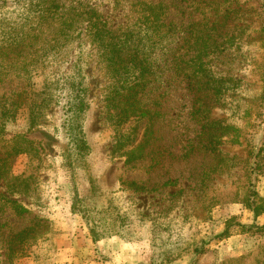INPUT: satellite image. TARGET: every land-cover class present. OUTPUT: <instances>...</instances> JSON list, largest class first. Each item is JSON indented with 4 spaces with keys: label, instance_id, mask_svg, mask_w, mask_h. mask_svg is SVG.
I'll return each instance as SVG.
<instances>
[{
    "label": "rangeland",
    "instance_id": "rangeland-1",
    "mask_svg": "<svg viewBox=\"0 0 264 264\" xmlns=\"http://www.w3.org/2000/svg\"><path fill=\"white\" fill-rule=\"evenodd\" d=\"M60 1L63 10L71 2L97 5L114 26L136 19L116 0ZM171 3L173 37L146 49L157 74L150 103L159 110L161 98L165 114L155 115L158 131L147 156L130 164L120 154L124 149H115L105 98L112 81L85 25L49 52L33 40L39 51L31 52L36 45L26 34L41 21L39 0H0V52L19 44L31 56L0 60V151L8 145L17 152L8 171L24 179L1 182L0 192L28 210L0 206V264H264V214L255 217L241 201L251 182L264 196V174L248 171L252 152L264 146V0ZM215 11L230 16L210 64L216 76L229 77L213 110L226 135L220 158L189 146L201 122L195 91L186 88L178 66L196 52L189 41ZM75 80L86 100L67 133L65 93L67 81ZM79 134L82 153L72 141ZM169 178L177 180L149 192L131 183L160 185ZM34 223V240L10 256L5 239Z\"/></svg>",
    "mask_w": 264,
    "mask_h": 264
},
{
    "label": "trees",
    "instance_id": "trees-1",
    "mask_svg": "<svg viewBox=\"0 0 264 264\" xmlns=\"http://www.w3.org/2000/svg\"><path fill=\"white\" fill-rule=\"evenodd\" d=\"M173 0H116L118 6H128L135 16V22L132 24L122 23L114 26L102 18V13L98 11L97 5H91L88 2H71L63 8L60 0H39V16L41 21L36 27L26 34V39L35 46L36 39L42 40L43 53L49 52L56 44L63 40H68L73 31L85 25L93 41L98 47L99 57L101 58L106 73L109 75L112 83L107 87L105 95L107 106L110 108V117L115 123V132L117 134V143L115 149L122 148L120 152L126 158V162L132 164L147 156L153 134H155V123L159 117L163 116L161 98L158 100V109L151 106L150 82L156 74L152 70L153 64L148 58L146 49L148 46L157 45L164 47L169 38L173 37ZM212 12V11H211ZM229 14V13H228ZM215 11L208 16L206 24H209L205 30L196 32L192 43L196 52L193 55L185 54L180 59L179 69L187 79L186 88L195 91V110L194 113L200 119V133L189 143L191 150L195 151L202 148L205 152L212 154L214 158H220V146L226 141L225 134H221V121L215 118L213 110L221 105V100L226 93L223 83L229 79L228 76H216L210 66L212 57L215 53L214 45L219 32L224 29L223 26L229 24L230 16ZM36 40V41H33ZM41 44V42H39ZM173 52V47H167ZM26 46L16 45L5 53L0 52V60L7 61L17 56H23L27 59L31 57L24 53ZM164 50V49H162ZM166 50V49H165ZM31 52L39 51L36 49ZM167 51V50H166ZM173 69V66H170ZM27 70V68H26ZM164 72H162L163 74ZM173 79L172 75L167 78V82ZM69 84L66 91L65 121L64 128L68 130L75 127L76 121L85 104L86 90L81 88V81H67ZM162 97V94H159ZM264 104V88L261 95ZM33 113V111H29ZM193 113V112H192ZM141 124L144 126L141 128ZM22 142L28 143L27 138L19 137ZM76 143L75 150L82 153L85 148V142L81 135L72 138ZM264 143V142H263ZM261 144L256 152H252L254 159L252 165L248 167L250 174H264V146ZM5 151H0V184H6L9 181L18 182L23 177L13 175L9 170L12 166L11 160L17 152L6 145ZM9 162L10 164H8ZM220 162V161H219ZM160 163V160H157ZM156 166V164H154ZM192 175V174H191ZM177 179L170 178L159 185V183L149 184L133 180L131 183L138 188L154 191L156 188H162L168 184H173ZM241 201L254 213L255 217L264 214V196L260 195L251 182L243 193ZM15 205L16 210L23 213L28 210L18 202L10 199L4 193L0 192V206L9 204ZM37 218V217H36ZM38 219V218H37ZM42 218L40 219V221ZM244 227V226H243ZM249 226L248 228H251ZM259 227V226H258ZM37 228L35 223L24 229L12 233L5 240H8V252L11 256L24 248L29 238L34 240L33 231ZM229 221H227L224 233H229ZM97 240V237H94ZM20 245V246H19Z\"/></svg>",
    "mask_w": 264,
    "mask_h": 264
}]
</instances>
